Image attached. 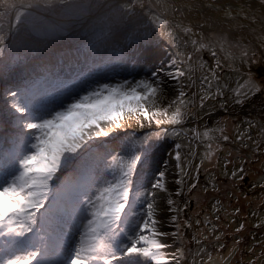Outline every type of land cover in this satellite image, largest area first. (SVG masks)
I'll list each match as a JSON object with an SVG mask.
<instances>
[{"label": "snow or ice", "instance_id": "1", "mask_svg": "<svg viewBox=\"0 0 264 264\" xmlns=\"http://www.w3.org/2000/svg\"><path fill=\"white\" fill-rule=\"evenodd\" d=\"M160 5L161 0H156L155 4L152 0H123L115 6L79 5L77 18L87 15L92 8L99 7L110 10L106 19L115 16L131 22L138 10L147 16L160 34L167 36L172 46L178 49L176 55L184 57L182 60L173 59L172 64L176 70L167 73V77L175 80L178 87L173 89L177 95L166 106H160L168 98L164 80L158 76L159 70L153 71L149 78L135 81L126 79L117 83L93 85L81 78L77 81V88H69L67 92L41 104L38 109L30 100L25 99L22 103L20 93H10L14 98L12 108L20 116L17 117L18 131L11 140L12 146L6 151L0 147V264H181L184 258L182 249H177L170 258L163 251L170 245L160 238L169 233L160 230L163 222L159 218L161 209L157 201L158 192L169 193L168 211L174 213L169 217L175 228L171 233L173 237L182 241V229L192 228L193 225L190 219H185L181 224V213L188 204L185 202L182 208L172 198L165 183V171L157 169L155 181L150 184V188L144 187L141 192L139 188L144 186V178L139 174L138 165H149L151 157L147 156L146 151L142 149L140 152H133L127 158L112 156V161L108 162V153L93 151L94 142L100 137L110 136L116 129L124 128L126 120L133 118L140 127H144L143 121H147L149 125L154 122L158 127L162 124L182 125L185 110L191 103L187 90L196 87L194 74L197 66L192 63L194 53L207 51L214 61L213 65H209L201 57L199 63V69L202 70L201 107L206 100L224 95L225 86L218 83V71L224 66L220 53L227 52L224 60H229L232 58L231 49L240 48L241 58L249 66L246 90H234L237 97L235 102L238 104L264 91V61L256 58V51L245 45L243 38L234 39L229 33L221 32L215 39L206 40L202 34L194 33L192 26L177 24L175 29L169 30V21L164 18L163 13L155 11ZM65 6L72 8L69 0H0V21L14 15L10 32L0 34V43L5 40L16 43V35L30 18ZM164 7L171 8L173 12L180 11V7L175 4L165 3ZM184 7L191 11L196 4L189 0ZM257 8L260 21L264 24V0H251V4L249 0H242L238 10L234 11L229 7L225 10V16L235 19L242 15L244 20L254 24L257 22ZM238 27L242 28L243 25ZM3 28L4 24L0 23V33ZM11 29L15 31L12 32ZM62 31V27L51 25L44 35L54 37ZM192 36L197 38L192 39ZM256 39L260 42V47L264 48V31ZM189 40L194 51L185 53L179 50L181 41L183 47L187 48ZM4 54L5 48L0 47V56ZM135 54L149 63L157 53L150 42H145L137 46ZM213 81H217L215 92L211 91ZM80 89H83L82 94H79ZM169 109L173 110L170 112ZM248 127L253 128L251 122ZM217 130L223 141L230 140L223 128ZM210 131L212 130H205L202 134L205 139H214L209 136ZM164 133L168 134V129H164ZM180 134V130L173 128V137ZM196 135L201 136L198 132ZM155 136L161 138V133L157 132ZM259 136L260 140L253 141L257 150L264 142V125L260 128ZM245 137L252 139L248 133L238 135L237 139L243 143ZM149 139L150 137H145L142 143L147 145ZM175 147L179 149L181 145L177 143ZM244 147L248 145L244 144ZM207 149L201 163L204 159L211 162L215 155L211 143L207 145ZM85 153L88 155L77 170L80 175L74 181L64 179L65 170ZM175 160L178 162L177 168L183 174L175 181L181 186L175 195L182 197L185 191L184 177L188 173L179 164L181 154L178 151ZM229 163L231 161H225V175L230 180L242 183L247 177L244 164L234 165V170L229 175ZM105 176H111V179ZM98 184L101 186L96 187ZM259 186L264 188V184ZM195 188L196 184H191L187 190L191 192ZM69 190L72 192L70 209L60 206ZM137 201L144 207L140 212L130 211ZM57 215L61 221L67 217L73 225L79 222L77 226L83 230L79 234V240L73 241L69 227L60 238L54 253H50L46 225ZM201 223L199 219L196 220L197 226ZM203 223L211 222L206 219ZM243 228L244 225L241 224L236 231ZM211 231H216L215 225ZM192 239L200 246L193 256L192 264H214L213 256L202 246L201 239L196 236ZM216 239L219 240V236ZM203 240H207V236ZM239 242L238 240L236 243ZM223 247L224 245H220V248Z\"/></svg>", "mask_w": 264, "mask_h": 264}, {"label": "rangeland", "instance_id": "2", "mask_svg": "<svg viewBox=\"0 0 264 264\" xmlns=\"http://www.w3.org/2000/svg\"><path fill=\"white\" fill-rule=\"evenodd\" d=\"M107 1L110 0H69L71 9L65 6L61 11L38 13L30 18L21 27L15 40L20 35L37 40L43 50H38V45L35 44L32 46V54L27 56L26 53L19 52L25 55L23 58H18L17 55L11 56L8 52L9 46L13 44L11 40H5L0 45L5 48V54L0 56V147L3 150L6 151L12 146L11 140L18 131L16 122L20 114L12 108L14 98L10 95L11 92L20 93L22 103L25 99L30 100L38 109L41 104L62 92H67L69 88H77V81L81 78H85L89 84L93 85L117 83L126 79L135 81L149 78L153 71L159 70L158 76L164 80L165 94L168 98L163 100L160 106H166L169 100L175 98L177 93L173 89L178 85L175 80L167 77V73L176 70L172 64L173 59L182 60L184 57L176 55L178 49L172 46L169 38L162 36L148 17L139 10L131 22L122 18L117 19L115 16L106 19L107 12L110 10L105 9L94 13L96 8H92L84 24L82 23L78 29L65 31L62 25L56 23L59 18H76L79 5H103ZM120 2L123 0H113L112 5L115 6ZM155 2L156 0H152V3L155 4ZM165 3L175 4L180 7V11L173 12L171 8L166 9ZM188 3L187 0H161V5L155 11L158 14L163 13L164 18L169 21V30L175 29L177 24H182L192 26L193 32L202 34L206 40L215 39L221 32L229 33L234 39L243 38L244 44L256 51V58L264 61V48L260 47V42L256 39L257 35L264 31V24L260 21L258 13L257 22L254 24L244 20L242 15L230 19L225 16V10L229 7H232L234 11L238 10L241 3L222 6L208 0L206 6L229 27L234 28L235 32H238L232 33L218 28L212 18L198 5L189 11L184 7ZM13 21L14 15L11 16L8 32ZM51 25L62 27L63 31L54 37L45 36L44 33ZM11 31L15 30L11 29ZM180 35L183 36L182 33ZM61 38L69 39L66 42L61 40V44H70L61 48L59 44L56 46V43H53ZM196 38L197 36H192V39ZM145 42H150L157 53L149 63H145L135 54L137 46ZM179 50L185 53L194 51L190 40L187 48L183 47V41H181ZM231 53L232 58L229 60H224L227 52L220 53L224 66L218 71L220 77L218 83L225 86L224 95L206 100L203 107L200 101L202 70L199 69V63L201 57L209 65H213L214 61L207 51L194 53L192 63L197 66L194 74L196 87L191 90L186 89L191 103L185 110L182 125L162 124L158 127L154 122L149 125L147 121H143L144 127H140L133 118L126 120L124 128L116 129L110 136L100 137L94 142L93 151L101 154L108 153V162L112 161V156L127 158L133 152H140L142 149L146 151L147 156L151 157L149 165H138L139 174L144 178V186L139 188L141 192L144 187L150 188V184L155 181L157 169L165 171V183L169 192L172 193V198L182 208L185 202L188 204L181 213V224L183 225L185 219H190L193 225L192 228L182 229L184 233L182 241L173 237L171 233L175 231V228L171 225L169 217L174 213L168 211L169 193L158 192L157 201L161 209L159 218L163 222L160 230L169 233L168 236L160 238L162 242L170 245L163 251L170 258L177 249H182L184 258L181 264H192L193 256L200 247L192 239L193 236L201 239L202 246L213 256L214 264H264V209L262 208L264 188L259 186L264 184V142L258 150L253 143L254 140L261 139L259 132L264 125V109L252 111L264 103V91L244 100L242 104L235 102L237 97L234 90L238 88L242 92L246 90L245 81L248 78L249 66L243 62L240 48H232ZM4 67L7 68V72H2L1 68ZM184 83L190 82L184 81ZM216 85L217 81H213L212 92L216 91ZM82 91L83 89H80L79 94H82ZM174 108L175 105H173ZM249 122L253 125L252 129L248 127ZM173 128L180 130V136L171 135ZM219 128L224 129V134L230 137L229 141H223L220 138L221 133L217 130ZM164 129H168V134L164 133ZM205 130H212L209 136L214 139H205L202 135ZM157 132L161 133V138L155 136ZM197 132L201 134L200 137H197ZM242 133H248L252 139L245 137L241 143L237 136ZM145 137H150L147 145L142 143ZM177 143L181 145L179 149L175 147ZM209 143L212 144L215 155L211 162L204 159L201 163L208 151ZM244 144L248 147H244ZM177 151L181 154L179 164L184 172L188 173L184 177L185 191L182 197L175 195L181 187L175 181L183 175L180 168L176 166ZM87 155L88 153H85L84 156H80L72 174L64 173L63 178L74 181L80 175L77 170ZM226 160L231 161L227 165L229 175L234 170V165L244 164L247 180L242 183L230 180L225 175ZM105 178L111 179V176H105ZM191 184H196V188L189 192L187 187ZM252 185L257 186L252 187ZM71 198L72 192L69 190L67 196L61 200L60 206L70 209ZM217 201L220 203L217 204ZM143 207L144 205L137 201L130 211L140 212ZM198 219L202 222L199 226L196 225ZM206 219L211 223H203ZM241 224L244 228L237 232L236 229ZM77 225H73L67 217L63 221L58 215L52 218L50 224L46 225L50 253H54L60 238L69 227H71L73 241L79 240V234L83 229ZM213 225L216 228L215 232L211 231ZM204 236H207V240H203ZM217 236L219 240L216 239ZM238 240L239 244L236 243ZM220 245L224 247L220 248ZM205 259H207L206 256Z\"/></svg>", "mask_w": 264, "mask_h": 264}, {"label": "bare ground", "instance_id": "3", "mask_svg": "<svg viewBox=\"0 0 264 264\" xmlns=\"http://www.w3.org/2000/svg\"><path fill=\"white\" fill-rule=\"evenodd\" d=\"M187 1H189V0H187ZM207 1L208 0H191L192 3H195L196 5H198L203 12H205L206 14H208L212 18L213 22L216 23V26L218 28L225 30V31L232 32V33H238V32L234 31L235 30L234 28L229 27L226 23H224L219 17H217L218 15L216 13H214L208 6H206ZM209 1L213 2L215 4H217V3L222 4V6L225 4H240V3L242 4V0H209ZM249 4H251V0H249ZM258 12H259V9L257 8V13ZM86 18H87V15L79 16V18H77V17L76 18L71 17V18H65V19L59 18L56 23L62 25L64 27L65 31H67V30L72 31L74 29H78L82 25V23L85 22ZM79 159H80V156L73 161L72 165L67 170H65L64 173H66V175H67V173L72 174L74 167L78 164Z\"/></svg>", "mask_w": 264, "mask_h": 264}, {"label": "trees", "instance_id": "4", "mask_svg": "<svg viewBox=\"0 0 264 264\" xmlns=\"http://www.w3.org/2000/svg\"><path fill=\"white\" fill-rule=\"evenodd\" d=\"M64 8L63 7H59L56 11H61L63 10ZM57 13V12H56ZM11 21V16L6 18L5 20L3 21H0V23H3L4 24V28L2 30V33L0 34H6V33H9L8 32V28H9V22ZM70 39V37H69ZM68 38H61V39H58L57 41H54L53 43H56L55 45L57 46V44H59L58 46H60L61 48L62 47H65V46H68L70 43H63L61 44V40H69ZM23 41L24 43L21 44L20 42ZM72 43V42H71ZM2 43H0L1 45ZM35 44L38 45V50H43V47L42 45L40 46V43L37 42V40H31L30 38L27 39L26 37H24L23 35H20L17 39H16V43H13L11 46H9V50L8 52L10 53L11 56L13 55H17L18 58H23L25 54H21V53H26L27 56L28 54H32V46H34ZM21 52V53H19ZM2 72H7V68H1Z\"/></svg>", "mask_w": 264, "mask_h": 264}, {"label": "water", "instance_id": "5", "mask_svg": "<svg viewBox=\"0 0 264 264\" xmlns=\"http://www.w3.org/2000/svg\"><path fill=\"white\" fill-rule=\"evenodd\" d=\"M114 1H118V0H114ZM105 4H112V0H110V1H107ZM102 10H105L103 7H99V8H96L95 10H94V13H97V12H100V11H102ZM84 24V23H83ZM71 31V30H70ZM262 108H264V106L262 107ZM246 180V179H245Z\"/></svg>", "mask_w": 264, "mask_h": 264}, {"label": "flooded vegetation", "instance_id": "6", "mask_svg": "<svg viewBox=\"0 0 264 264\" xmlns=\"http://www.w3.org/2000/svg\"><path fill=\"white\" fill-rule=\"evenodd\" d=\"M263 106H264V103H262L261 105H258V106L255 108V110L252 109V111H260V110L264 109V108H262ZM247 178H248V177H246V180H247ZM262 208L264 209V202H263V207H262Z\"/></svg>", "mask_w": 264, "mask_h": 264}]
</instances>
